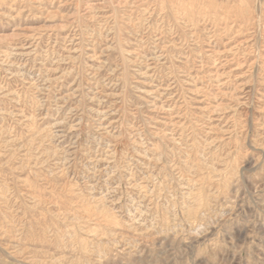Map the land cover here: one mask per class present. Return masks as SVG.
Here are the masks:
<instances>
[{"label": "rangeland", "instance_id": "rangeland-1", "mask_svg": "<svg viewBox=\"0 0 264 264\" xmlns=\"http://www.w3.org/2000/svg\"><path fill=\"white\" fill-rule=\"evenodd\" d=\"M0 264H264V0H0Z\"/></svg>", "mask_w": 264, "mask_h": 264}]
</instances>
